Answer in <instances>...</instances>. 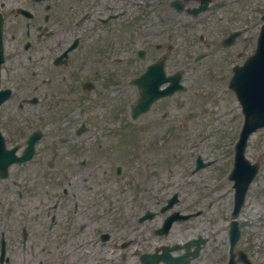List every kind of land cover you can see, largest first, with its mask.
Instances as JSON below:
<instances>
[{"label":"flooded vegetation","instance_id":"obj_1","mask_svg":"<svg viewBox=\"0 0 264 264\" xmlns=\"http://www.w3.org/2000/svg\"><path fill=\"white\" fill-rule=\"evenodd\" d=\"M161 10L160 0H0V264H15L17 252L33 247L22 226L16 237V204L38 201L41 218H48L41 242L51 238L48 229L68 230L67 237H53L57 247L71 249L76 222L81 229L104 218L95 189L120 185L125 170L138 175L135 186L141 188L140 155L146 151L152 158L154 146L175 138L176 125L188 131L201 116L190 102L179 107L178 93L171 92L129 129L130 96L145 85L129 83L132 66L126 58H111L115 46L105 42L168 45L154 18ZM127 14L134 22H122ZM163 56L139 58L134 76L159 60L164 77L173 74L176 58ZM182 68L186 73L189 66ZM169 85L165 80L159 88ZM256 132L248 158L258 163L255 178L261 172L264 187V129ZM138 210H130L131 220L137 221ZM213 264H223L221 256Z\"/></svg>","mask_w":264,"mask_h":264},{"label":"rangeland","instance_id":"obj_2","mask_svg":"<svg viewBox=\"0 0 264 264\" xmlns=\"http://www.w3.org/2000/svg\"><path fill=\"white\" fill-rule=\"evenodd\" d=\"M168 1L169 0H160V4L163 9H166L164 14L167 15H163V18L168 17L167 20L171 22V24H169V31L174 34L171 40L175 37L176 45L174 46V50L173 48L170 50V58H194L197 53L206 51L207 49L212 50V54L217 51L210 57L216 59L233 58L239 50H242L244 53L248 52L252 47L253 37L260 23L259 16L264 10V0H228L229 5L221 10L207 11L198 17L190 18L189 16L185 17V15L180 12L174 14L172 8L168 6ZM187 3L191 4L192 2ZM233 10H235L234 15ZM233 25H236V28L246 26L247 31L236 38L233 44L234 46L228 48L227 51H221L218 42V38L222 36L220 32ZM183 27H186L185 32H183ZM99 43L100 42H97V44ZM108 44L119 47L123 46L121 42L109 41ZM138 46L139 45H135V49L138 48ZM125 58H127V56H125ZM194 75L195 73L193 72L191 77L193 80V87L196 86L194 80H198ZM192 98L193 102L197 99L195 96H192ZM226 106H228L230 110H233V112H230V115L233 113L236 116L239 113L238 106L235 102L231 105L223 103L219 111H223ZM198 124L199 121L196 119L192 124V133L182 135L184 137L183 139L174 138L170 140V149L175 145V150L173 149L172 151V157L168 156V162H163L167 160L164 158L166 147L164 148L163 145H160L158 149L153 148L155 155H157V161H161L156 162L161 167V172L152 176V186L154 188V193L160 196V203L173 192H177L180 199L178 203L179 207L196 203H200L201 206H206L207 209L205 210L204 220L207 221V231L216 240L223 241L224 256L226 250V224L231 209L232 193L230 181L226 180L222 173L224 165L212 163L209 167L192 175L189 172L191 164L186 167L180 160L184 161L189 159L192 161L194 154H198L206 159H211L218 155L219 162H228V160H230L229 155L238 123L233 120L229 121L227 117L219 118L217 116L215 120H211L209 123L203 122L200 125ZM218 137H221L219 141H217ZM181 140L183 143H179ZM165 146H168V143L165 144ZM177 148H181V152L176 150ZM215 165H217V167ZM229 170L230 167L228 166L226 172ZM123 176L124 179L136 177L135 174L132 175V173L127 170L124 171ZM193 176L197 177L195 182H193ZM256 184L257 183L253 184L247 198V204L241 215L242 237L237 242V246L245 250L247 249L254 255L256 264H264V218L256 221V212L254 211L256 203L252 197ZM126 187V194L128 197L126 201L130 206V203L134 201L131 195L133 191H130L128 186ZM95 193V197L99 203H104L110 199L105 188L99 187L95 189ZM151 193L152 189L148 187L146 191L142 190L140 195L146 198L150 197ZM260 199L263 200V196H261ZM50 201L51 200L43 199V203ZM40 206L38 201H32L28 205V209L30 210L28 216H25V218L19 216L21 214L17 208L13 209L15 212L13 216L16 237L18 238L21 228L20 225H22L27 231L26 233H29L27 239L28 245H31V243L34 245L23 254H18L17 252L16 264H57L58 258L61 257V255L63 256V254H60L57 247L59 239L53 237L54 233H58L61 236H68V233L63 231V229H60L58 232L54 230L49 239L46 251L42 252L39 249L41 241L45 239L42 235V225L48 220L47 217L41 218V216L35 215V211L40 208ZM108 207L107 205V208ZM260 208H262L261 204ZM123 211L125 212V208ZM111 222L114 224H109L108 227H115L114 231L116 233L110 240L105 242H99L100 240L93 233L107 226L109 222H90L88 226L81 229L78 228L79 222L74 224L72 233L76 234L75 242L78 239H83L85 236H91L89 238L91 240L88 243L89 246L82 248L80 251L83 252L80 253L78 259H75L79 264H88L90 262L96 264H139L138 258L132 253L135 247L143 248L144 250L141 251H147L152 250L153 246L160 243L179 241L185 237L183 228L186 225L184 223L175 224L167 236L158 237L156 235L153 236L150 231L146 229L149 222H144L140 225L125 221L121 222L120 220H113ZM250 233L252 235L257 233L256 238L257 240H262V244L260 245L256 240L257 244L253 246L251 244L252 239L250 242ZM126 238H129L127 240L128 243L122 248L121 244L125 242L124 239ZM142 242L146 243V245H143ZM147 244H149V247ZM221 249L222 246L214 244L210 246L205 255H209L213 251L220 252ZM253 249H255V252ZM84 251L88 253L85 254L86 252ZM127 251H129V253ZM122 252H125L123 258H121ZM64 257L66 264H73L67 254Z\"/></svg>","mask_w":264,"mask_h":264},{"label":"bare ground","instance_id":"obj_3","mask_svg":"<svg viewBox=\"0 0 264 264\" xmlns=\"http://www.w3.org/2000/svg\"><path fill=\"white\" fill-rule=\"evenodd\" d=\"M216 167H217V165H215ZM86 246H88L87 244H81L80 246H76V247H73L72 249H71V251H72V253L73 254H71V256H70V258H71V260H73V261H75L76 262V260L75 259H78V257H79V255H80V253H82L83 251H80L82 248H85ZM77 251H79V252H77ZM88 251V250H87ZM87 251H84V252H86L85 254H87L88 252ZM135 257H137L138 258V255H135ZM61 260V258H58V261H60ZM88 264H96V263H88Z\"/></svg>","mask_w":264,"mask_h":264},{"label":"water","instance_id":"obj_4","mask_svg":"<svg viewBox=\"0 0 264 264\" xmlns=\"http://www.w3.org/2000/svg\"><path fill=\"white\" fill-rule=\"evenodd\" d=\"M264 42V25L262 26V32L261 35L259 37V43H261V45H263ZM158 257H148L147 260L148 261H152V264H154L157 261Z\"/></svg>","mask_w":264,"mask_h":264}]
</instances>
